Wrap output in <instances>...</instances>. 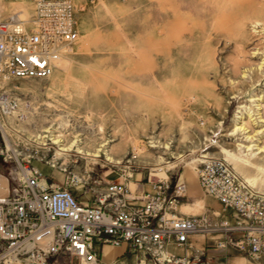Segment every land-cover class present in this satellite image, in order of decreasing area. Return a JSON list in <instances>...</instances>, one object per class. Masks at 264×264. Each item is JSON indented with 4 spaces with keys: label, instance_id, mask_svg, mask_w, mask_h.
<instances>
[{
    "label": "rangeland",
    "instance_id": "1",
    "mask_svg": "<svg viewBox=\"0 0 264 264\" xmlns=\"http://www.w3.org/2000/svg\"><path fill=\"white\" fill-rule=\"evenodd\" d=\"M74 1L79 40L53 75L0 82L19 102L0 125V180L9 196L20 164L37 168L48 183L65 186L69 175L82 189L72 178L89 175L96 188L98 180L134 188L149 176L174 182L187 172L197 176L200 162L194 169L186 163L233 148L236 121L264 130V69L256 65L264 67V57L254 54L264 45V0ZM51 131L90 149L112 140L111 153L121 162L105 155L96 162L75 151L59 157L50 137L38 139ZM158 157V165L149 161ZM239 167L237 175L264 194V170ZM82 195L92 198L89 191Z\"/></svg>",
    "mask_w": 264,
    "mask_h": 264
},
{
    "label": "built area",
    "instance_id": "2",
    "mask_svg": "<svg viewBox=\"0 0 264 264\" xmlns=\"http://www.w3.org/2000/svg\"><path fill=\"white\" fill-rule=\"evenodd\" d=\"M78 40L74 0H0V82L49 78ZM18 110V100L0 89V125ZM195 170L203 195L223 211L180 214L187 197L182 177L175 183L149 176L134 188L98 180L96 188L89 175L74 176L79 189L69 175L65 186L48 183L37 168L20 164L15 192L0 198V264H105L101 248L123 244L146 264H195L187 254L193 235L252 260L264 257V194L223 158ZM87 190L93 199L82 201ZM170 244L186 254L172 253Z\"/></svg>",
    "mask_w": 264,
    "mask_h": 264
},
{
    "label": "bare ground",
    "instance_id": "3",
    "mask_svg": "<svg viewBox=\"0 0 264 264\" xmlns=\"http://www.w3.org/2000/svg\"><path fill=\"white\" fill-rule=\"evenodd\" d=\"M261 21L263 22L262 19L259 20V22H261ZM262 28L264 30V24L262 25ZM254 50H255L254 51L255 56L261 55L264 57V45L255 46ZM62 61H64V60H61L60 62L62 63ZM262 64L263 63H260V62L258 64H256L258 67H260L261 71L264 69ZM235 67L237 69L236 65H235ZM259 105H257V106H259ZM241 108H243V106ZM258 115H259V113H258ZM238 118L241 119V117L237 116V119ZM244 118H246V117H244ZM257 120H259V119H257ZM1 126L4 127V125H1ZM254 129L249 124L244 122L242 119L240 121H236L234 123V126H233L231 132L229 133V136H233V135L237 136L238 143L233 148H231V149L222 148V150L216 154H211V153L210 154L209 153L203 154L199 157H195L192 160H189L186 164L191 166V169H194L196 162L202 163V162L207 161L209 158L217 157L219 155V156H222V157L228 159L231 162V164L233 165L234 169H239L240 165H243V166L248 165L250 167H254L257 169L264 170V134H263L264 130L255 131ZM52 132H56V131H51V132H49V134L44 135V136L40 135V137L38 139L39 140L42 139L41 143H43L44 138L50 137V139L53 141V143L59 145V149H58L59 157L67 158L72 151H75L76 153H79L83 156H86L89 159H91L92 161H96V162L98 161V158L102 157V155H105V157H106L105 159L108 162H113V163H120L121 162L120 159L115 158V156H113L111 153L109 143L112 140H108L106 138L96 145V149H90V148L86 147L85 145H82L83 144L82 139L76 138L75 140H69L68 141L62 135H58V134L56 135V134H53ZM81 135L82 134H78L77 136H81ZM7 141H9V140L7 139ZM156 143H158V141H156ZM163 145H164V147L168 146V144H163ZM152 147H158V145H152ZM256 154L261 155L262 158L261 159H259V158L252 159L251 157L256 155ZM180 156L181 155H178L177 157H180ZM257 157H259V156H257ZM162 160H163L162 157H158V159L157 158L156 159L149 158V161L155 163V165H158V163H160ZM56 165L57 164L54 163V161H53L52 167H56ZM155 170H162V168H156ZM7 196H8L7 185L5 182L0 180V198H4ZM201 206H202V201L200 199H197L195 201V206L193 208L194 211H196V209L200 208ZM188 207H190V206H188Z\"/></svg>",
    "mask_w": 264,
    "mask_h": 264
},
{
    "label": "crops",
    "instance_id": "4",
    "mask_svg": "<svg viewBox=\"0 0 264 264\" xmlns=\"http://www.w3.org/2000/svg\"><path fill=\"white\" fill-rule=\"evenodd\" d=\"M182 180L186 185L187 197L179 202L178 212L180 214L199 216L200 214H194V212L200 211L202 214H212V212L224 210L220 202L203 195L198 176L187 172ZM178 182L179 179H175V183ZM197 199L202 201V206L194 211L193 208ZM226 212L230 213L231 210L227 209ZM190 242L192 247L187 251V254L191 256L195 264H264V257L252 260L248 256L238 253L233 247L216 248L205 235H193L190 237ZM168 249L177 255L186 254L183 248L176 247L173 244H170ZM100 255L105 264H136L138 259L136 255L129 253L125 244L118 247L105 245L101 248Z\"/></svg>",
    "mask_w": 264,
    "mask_h": 264
}]
</instances>
